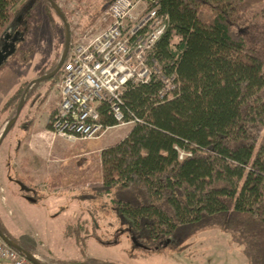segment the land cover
Returning <instances> with one entry per match:
<instances>
[{"label": "trees", "instance_id": "16d2710c", "mask_svg": "<svg viewBox=\"0 0 264 264\" xmlns=\"http://www.w3.org/2000/svg\"><path fill=\"white\" fill-rule=\"evenodd\" d=\"M22 1L0 0V40ZM148 1L166 25L151 55L175 90L162 94L158 76L126 86L119 106L135 123L101 150L96 196L110 197L129 221L135 249L217 226L244 247L248 264H264V0ZM55 81L42 95L33 85L24 107L43 103ZM27 85L4 105L14 108L7 123ZM108 108L100 105V121L117 126Z\"/></svg>", "mask_w": 264, "mask_h": 264}, {"label": "rangeland", "instance_id": "374dc122", "mask_svg": "<svg viewBox=\"0 0 264 264\" xmlns=\"http://www.w3.org/2000/svg\"><path fill=\"white\" fill-rule=\"evenodd\" d=\"M45 3H47L45 0H40L38 3L23 0L15 10L16 15L21 17L22 41L16 44L14 52L0 65V135L12 111L14 112V108L3 110L7 101L19 87L50 71L62 54L63 25L53 10H47ZM55 3L65 16L71 41L72 33L82 34L86 29H91L98 24L97 18L109 4V0H79L74 6L77 7L75 10L68 8L62 0H55ZM73 21L76 25H72ZM46 85V81L40 83L36 91L41 94ZM29 105L32 106H27L26 111L29 107L32 109L35 106L34 100ZM42 113L44 117L47 116V111ZM25 115V110L20 112L13 129L0 145V162L14 158V149L23 136L19 125L24 121ZM131 126L124 125L114 130L109 129L92 139L78 141L79 143L75 145L56 138L54 156H59L57 165L60 166V170L65 169L66 172L67 170L70 172L68 168L70 166L72 174L78 175L83 183L87 182L82 187L77 184L80 189L77 188L74 201L71 199L68 202L66 199L68 196L65 195L58 200V205L69 207V212L58 215L56 223L53 224V247L49 249L53 250L56 261L82 260L84 262V260L93 259L96 264H248L249 260L245 255L244 247L234 239L231 233L217 226L197 231L186 240H169L149 250L132 247L129 221L126 218H122L123 221L118 218L110 203V197L96 196V190L101 185V164L99 152L91 151L119 142ZM84 148L90 151V154L86 155ZM61 180L63 178L60 176L57 182L63 186ZM19 188L18 185L17 189ZM19 191L27 196L26 200H35L37 204L39 203V197L32 189L23 192L20 188ZM40 208H42L41 205L34 208L24 206L14 215L9 211L6 213L11 222L4 224L10 231L17 228L23 230L22 235L25 236H22V240L16 241L21 242L26 250L32 251L33 244L38 249H42L43 242L39 240L38 235L42 236L43 222L48 219L39 210ZM52 217L54 215L49 218L52 219ZM67 225L70 229L65 233ZM62 233L69 236V240L63 241ZM68 238L65 237V239ZM81 247L84 248L83 252L80 250ZM130 254L136 258H131Z\"/></svg>", "mask_w": 264, "mask_h": 264}, {"label": "built area", "instance_id": "2783aa9c", "mask_svg": "<svg viewBox=\"0 0 264 264\" xmlns=\"http://www.w3.org/2000/svg\"><path fill=\"white\" fill-rule=\"evenodd\" d=\"M79 0H62L75 10ZM75 4V5H73ZM73 5V6H72ZM148 0H112L98 16V24L83 33H72L65 60L53 89L59 101L50 116V131L66 141H85L113 127L100 121L99 108L109 106L117 126L131 125L120 108V97L129 84H147L158 76L162 94L175 90L173 81L160 74L151 55L166 25ZM72 25H76L73 21ZM188 156L179 153V159ZM0 260L32 264L0 238Z\"/></svg>", "mask_w": 264, "mask_h": 264}, {"label": "crops", "instance_id": "0c3cea01", "mask_svg": "<svg viewBox=\"0 0 264 264\" xmlns=\"http://www.w3.org/2000/svg\"><path fill=\"white\" fill-rule=\"evenodd\" d=\"M47 84V83H46ZM47 87L41 92L43 94L48 89ZM55 92V93H53ZM35 94H40V92L36 91ZM40 94V95H41ZM59 101L58 93L52 88L43 103H39L38 100L34 101L35 106L31 109L29 107L28 111L27 106L31 103H28L23 110H25L24 121L19 125L20 131L23 132L22 140L17 144V147L14 149V158L8 161L0 162V224L4 227L6 232L15 240H22L23 230L14 229L10 231L5 222H11L6 216V213L9 211L12 215L17 213L19 209L24 206L34 208L37 205H41V210L44 213V216L48 219V221H44L47 224L46 227L44 222V228L42 229V236L38 237L39 240L43 242L42 249H38L33 244V250H26L21 242H17V244L24 249L26 252L30 253L36 260H38L42 264H55V263H69V262H78L82 263V260H62L56 261V258L53 256V250L49 249V247H53V236L54 229L53 224L56 223L57 216L69 212V207L63 205H58V200L62 199V196H68L66 199L69 202L71 199L74 201L75 192L77 188L80 189L85 183H83L78 175L75 173L72 174V169L70 168V172L64 169L60 170V166L57 165V158L59 156L55 155L54 142L56 138L48 127L50 116L53 113L57 103ZM31 102V101H30ZM22 110V111H23ZM47 111V116L44 117L43 113ZM119 127V126H118ZM118 127H113L110 130L117 129ZM132 127H130L131 129ZM128 130V132L130 131ZM125 134V136L128 134ZM53 136V137H52ZM124 136V137H125ZM121 137V140L124 138ZM61 139V138H59ZM50 140V141H48ZM64 140V139H62ZM120 140V141H121ZM48 141V142H47ZM66 141V140H64ZM72 145L78 144V141H66ZM118 143V142H117ZM113 143L111 145L105 146L103 148H95L91 151L100 152L102 149L115 145ZM77 147V146H76ZM73 147V148H76ZM72 151V150H71ZM85 154H90V151H86L84 148ZM84 154V155H85ZM59 155V154H58ZM62 161V160H60ZM74 172V171H73ZM62 177L63 186H60L57 180L59 177ZM61 179V178H60ZM18 180L24 182L27 185L32 187V191L37 194L38 204L35 200H26L27 196L20 193L18 188ZM42 183V185H40ZM83 183V184H80ZM77 184L80 185L77 186ZM88 184H86L87 186ZM17 187V188H16ZM42 188V189H41ZM31 190V189H30ZM26 202V203H25ZM60 208H62L60 210ZM56 212V213H55ZM51 215L54 217L49 218ZM69 224V223H67ZM16 226V225H15ZM65 229V226H64ZM63 229V233H64ZM70 229V226L67 225L65 229V233ZM62 233V240H69V236H65ZM67 237L68 239H65ZM52 240V242H51ZM48 244V245H47ZM60 244V243H59ZM0 264H9L6 261L0 260Z\"/></svg>", "mask_w": 264, "mask_h": 264}, {"label": "water", "instance_id": "95a60500", "mask_svg": "<svg viewBox=\"0 0 264 264\" xmlns=\"http://www.w3.org/2000/svg\"><path fill=\"white\" fill-rule=\"evenodd\" d=\"M51 7V9L54 11L55 15L58 17V19L61 21L62 25H63V29H64V47H63V51L62 54L57 62L56 67L49 73L43 75L42 77L32 80L28 83L27 87L24 89L23 94L21 95L17 108H16V112L14 117L5 125L1 135H0V145L2 144L4 138L7 136V134L9 133V131L14 127L20 112L22 111L24 104H25V97L28 94L30 88L38 83H42L45 81H49L53 78L56 77V75L58 74V71L60 70L68 48H69V44H70V31H69V27L67 25V21L65 19L64 14L62 13V11L59 9L58 5L55 3V1L53 0H45ZM9 32H5V34L2 36V40L5 39L8 36ZM1 41V40H0ZM14 52V48H9L7 49L6 47L3 49L2 51V55H0V65ZM19 187L24 191H30V189H28L27 187H25L21 182H17ZM0 238L1 240H3L8 246H10L11 248L15 249L16 251H18L19 253H21L22 255H24L27 260L32 263V264H42L40 263L38 260L35 259V257H33L30 253L26 252L24 249H22L17 243H15L13 240L9 239L1 230H0ZM132 243H135L134 239L132 238ZM68 264H88V263H68Z\"/></svg>", "mask_w": 264, "mask_h": 264}, {"label": "flooded vegetation", "instance_id": "af4514ba", "mask_svg": "<svg viewBox=\"0 0 264 264\" xmlns=\"http://www.w3.org/2000/svg\"><path fill=\"white\" fill-rule=\"evenodd\" d=\"M26 11L24 12V14ZM21 17L17 16L11 27L6 32H9L8 36L5 39L0 41V55H2L3 49L6 47L15 48L16 44L22 41L21 33Z\"/></svg>", "mask_w": 264, "mask_h": 264}]
</instances>
